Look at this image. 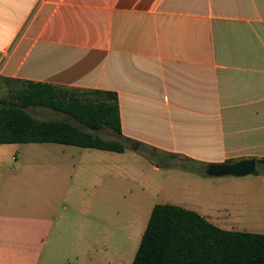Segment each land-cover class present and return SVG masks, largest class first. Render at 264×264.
<instances>
[{
    "label": "crops",
    "instance_id": "crops-1",
    "mask_svg": "<svg viewBox=\"0 0 264 264\" xmlns=\"http://www.w3.org/2000/svg\"><path fill=\"white\" fill-rule=\"evenodd\" d=\"M7 80L115 92L118 136L137 146L207 164L259 162L264 0H0ZM127 152L135 163L126 148L0 144V264H132L135 217L142 238L159 186L112 155ZM239 206L204 218L264 234V206Z\"/></svg>",
    "mask_w": 264,
    "mask_h": 264
},
{
    "label": "trees",
    "instance_id": "trees-1",
    "mask_svg": "<svg viewBox=\"0 0 264 264\" xmlns=\"http://www.w3.org/2000/svg\"><path fill=\"white\" fill-rule=\"evenodd\" d=\"M12 83L20 87H9L15 102L0 108V144L56 143L112 152L125 150L122 143L104 140L94 133L108 128L122 135L119 99L115 92L7 80L9 86ZM28 107L51 108L92 132L67 121L34 118L25 111ZM196 164L203 167L205 163ZM205 165L206 170L210 164ZM180 167L197 174L202 172V167L182 164ZM132 264H264V234L222 230L195 211L157 204Z\"/></svg>",
    "mask_w": 264,
    "mask_h": 264
},
{
    "label": "rangeland",
    "instance_id": "rangeland-1",
    "mask_svg": "<svg viewBox=\"0 0 264 264\" xmlns=\"http://www.w3.org/2000/svg\"><path fill=\"white\" fill-rule=\"evenodd\" d=\"M9 87L13 89H18L20 87L17 83H12L9 86L7 83H0V108L5 107L15 100L13 95L9 93ZM6 101V103H4ZM25 111L33 116L34 118L44 120V121H67L75 126L81 127L82 129L92 132L81 125H79L75 120L66 116L63 113L55 111L51 108L46 107H28ZM96 135L107 141L120 142L127 150H136L139 154L138 159L133 163V159H129L127 153H112L113 156H120L122 165L124 167H131V171H135L139 175L147 172H151L152 181L159 188H154L150 191L148 196L152 204H172L180 205L193 210L203 217L209 218L219 214L221 209L226 204L248 207L252 205L264 206V162H257L256 172L253 175H248L245 177H232V176H221V177H210L207 174V169L196 163H192L182 157H173L169 153L154 151L151 148H145L143 146H137L134 143L125 142L121 137L113 133L110 129L105 128L94 132ZM263 134L262 132H255V134ZM253 132H248L246 141L251 142V136ZM258 134V135H259ZM264 135V134H263ZM264 139V137H263ZM44 149H39L38 151L43 152ZM87 154H104L106 156L107 152L104 151H86ZM95 152V153H89ZM142 156L148 158L152 164H147L142 159ZM8 157L11 158V150L8 152ZM108 158H104V161L108 162ZM112 158L109 160L110 165H112ZM130 161V163H129ZM228 161L226 164H231ZM225 163V162H221ZM234 163V162H233ZM158 164V165H157ZM196 166L202 169L201 174H197L191 171L183 170L180 165ZM153 165H157L161 168L159 174L151 171ZM239 206V207H240ZM235 207V206H234ZM233 215L237 217L242 215V212H233ZM137 238L142 231V226L144 223V218H138Z\"/></svg>",
    "mask_w": 264,
    "mask_h": 264
},
{
    "label": "water",
    "instance_id": "water-1",
    "mask_svg": "<svg viewBox=\"0 0 264 264\" xmlns=\"http://www.w3.org/2000/svg\"><path fill=\"white\" fill-rule=\"evenodd\" d=\"M256 166L257 162L254 159H246L231 164L215 163L207 167V175L210 177H245L255 174Z\"/></svg>",
    "mask_w": 264,
    "mask_h": 264
}]
</instances>
